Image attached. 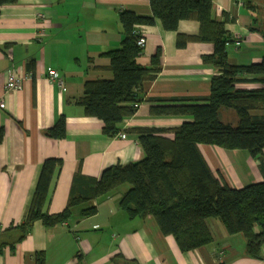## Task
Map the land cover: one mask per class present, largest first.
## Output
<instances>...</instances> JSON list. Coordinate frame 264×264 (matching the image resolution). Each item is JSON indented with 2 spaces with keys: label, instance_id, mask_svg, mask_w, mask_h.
Masks as SVG:
<instances>
[{
  "label": "crops",
  "instance_id": "0c3cea01",
  "mask_svg": "<svg viewBox=\"0 0 264 264\" xmlns=\"http://www.w3.org/2000/svg\"><path fill=\"white\" fill-rule=\"evenodd\" d=\"M212 1L214 17L227 18L226 28L234 40L228 46L230 64L260 63L264 57V0ZM150 2L18 0L2 8L0 102L5 106L0 108V128H4L5 138L0 145V264H36L38 253L45 256V264H264V246L260 259L248 256L244 236L230 235L217 219L208 220L211 243L182 251L153 217H128L120 206L128 186L95 200V214L82 217L80 212L88 205H81L67 223L46 227L36 221L20 240L19 227L26 220L47 159L63 163L53 178L43 213L59 214L67 207L77 174L98 179L108 167L144 159L137 129H175L191 121L188 117L152 116V107L210 95L212 78L219 70L204 64L202 58L213 54V45L178 47L179 36L199 34V22L182 21L172 32L157 21L153 26L138 27L146 41L138 62L150 66L158 49H162V58L160 73L145 85V100L136 114L121 124L115 137L104 134L100 119L86 115L79 103L84 85L114 77L107 53L120 48L125 39L120 14L129 11L150 17ZM48 68L60 73L63 88L49 80ZM13 69L25 79L21 88L7 92L8 74ZM246 79L238 87L257 88L252 78ZM220 115L223 122L238 124L234 111L223 109ZM62 118L66 135L46 136ZM200 151L214 174L233 188L264 181V153L254 159L248 151L213 145H200Z\"/></svg>",
  "mask_w": 264,
  "mask_h": 264
},
{
  "label": "trees",
  "instance_id": "16d2710c",
  "mask_svg": "<svg viewBox=\"0 0 264 264\" xmlns=\"http://www.w3.org/2000/svg\"><path fill=\"white\" fill-rule=\"evenodd\" d=\"M18 0H0L3 7ZM152 16L143 17L125 11L120 14L125 39L122 46L107 53L110 58L111 80L89 81L79 103L89 117L103 122L108 137L120 133L121 124L132 118L145 100V85L156 79L161 70L162 49H158L151 65L138 62L143 53L134 33L140 26L161 22L166 31L176 32L182 21L200 24L196 36H179L178 47L188 43H207L213 54L204 56L206 65L219 70L211 81V92L206 98L177 99L152 107L155 117H188L191 121L175 129L139 128V143L145 157L128 165L106 168L100 178L90 179L77 174L66 209L59 214H44L51 183L60 159H47L37 185L32 205L25 222L19 227L24 239L36 221L46 227L67 223L74 209L88 208L82 217L93 215V203L116 190L128 186L120 206L130 219L153 217L162 233L173 236L184 252L203 247L213 241L208 220H220L230 235L242 234L246 239V254L261 258L264 246V181L237 189L218 178L200 151V145H213L226 150H245L254 159L264 153V57L260 63L234 66L228 58V46L234 42L226 28V20L214 17L212 0H151ZM141 35V34H140ZM142 36V35H141ZM143 37V36H142ZM32 73L33 64L28 65ZM258 84L254 89L238 87L241 82ZM223 109L232 110L238 124L221 119ZM66 123L62 118L46 136L63 138ZM169 135H172L170 137ZM5 138L0 128V145ZM258 230V231H257ZM36 264H45L42 253L35 256ZM133 264V263H132Z\"/></svg>",
  "mask_w": 264,
  "mask_h": 264
},
{
  "label": "built area",
  "instance_id": "2783aa9c",
  "mask_svg": "<svg viewBox=\"0 0 264 264\" xmlns=\"http://www.w3.org/2000/svg\"><path fill=\"white\" fill-rule=\"evenodd\" d=\"M39 16L41 18H44V16L42 14H40ZM134 33L139 36L137 44L144 51V48L146 46V41H145L144 37H142L140 35L138 30H135ZM47 73H48L49 80H51L54 83H57L61 88L64 87V80L57 70H54L53 68H48ZM31 76L32 75L29 74L28 77L31 78ZM24 79L25 78L19 74L18 70L13 69L8 74L6 91L10 92V91H14V90L21 88V86L23 85ZM4 106H5L4 102H0V108H4ZM136 107H139V105H136ZM122 137H124V136H122Z\"/></svg>",
  "mask_w": 264,
  "mask_h": 264
},
{
  "label": "rangeland",
  "instance_id": "374dc122",
  "mask_svg": "<svg viewBox=\"0 0 264 264\" xmlns=\"http://www.w3.org/2000/svg\"><path fill=\"white\" fill-rule=\"evenodd\" d=\"M226 110H228V109H226Z\"/></svg>",
  "mask_w": 264,
  "mask_h": 264
}]
</instances>
